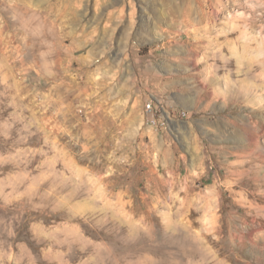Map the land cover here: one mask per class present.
<instances>
[{
    "label": "rangeland",
    "instance_id": "374dc122",
    "mask_svg": "<svg viewBox=\"0 0 264 264\" xmlns=\"http://www.w3.org/2000/svg\"><path fill=\"white\" fill-rule=\"evenodd\" d=\"M0 264H264V0H0Z\"/></svg>",
    "mask_w": 264,
    "mask_h": 264
},
{
    "label": "built area",
    "instance_id": "2783aa9c",
    "mask_svg": "<svg viewBox=\"0 0 264 264\" xmlns=\"http://www.w3.org/2000/svg\"><path fill=\"white\" fill-rule=\"evenodd\" d=\"M156 111L158 112V110H156L151 103H148L145 107V113L148 117V121L155 122V125H157L158 123L163 125L164 123H161L156 117V115L158 114Z\"/></svg>",
    "mask_w": 264,
    "mask_h": 264
},
{
    "label": "bare ground",
    "instance_id": "6f19581e",
    "mask_svg": "<svg viewBox=\"0 0 264 264\" xmlns=\"http://www.w3.org/2000/svg\"><path fill=\"white\" fill-rule=\"evenodd\" d=\"M111 17V16H110ZM155 125V122H152Z\"/></svg>",
    "mask_w": 264,
    "mask_h": 264
}]
</instances>
